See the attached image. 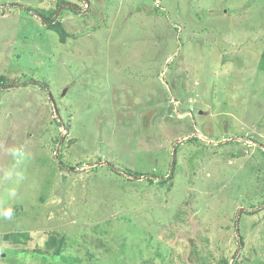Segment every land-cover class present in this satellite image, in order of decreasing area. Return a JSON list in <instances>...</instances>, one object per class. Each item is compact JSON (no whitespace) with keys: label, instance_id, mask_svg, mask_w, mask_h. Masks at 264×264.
<instances>
[{"label":"rangeland","instance_id":"1","mask_svg":"<svg viewBox=\"0 0 264 264\" xmlns=\"http://www.w3.org/2000/svg\"><path fill=\"white\" fill-rule=\"evenodd\" d=\"M0 75L1 264H264V0H0Z\"/></svg>","mask_w":264,"mask_h":264},{"label":"trees","instance_id":"2","mask_svg":"<svg viewBox=\"0 0 264 264\" xmlns=\"http://www.w3.org/2000/svg\"><path fill=\"white\" fill-rule=\"evenodd\" d=\"M56 5H58L59 8L63 7L66 5V3L64 2H59ZM68 6V5H67ZM57 7V8H58ZM57 8L55 9H47L43 12V14L41 15L42 17V23L45 24V27L47 28V30L55 33L58 35L59 40L61 42H63L65 40V38H67L68 34L66 33V31L62 28L60 22L58 21V19L55 18L56 13H57ZM69 9H73V8H69ZM45 14V15H44ZM5 78L3 75H0V90L6 89V87H8L5 84ZM197 138V137H196ZM194 139V138H193ZM191 139V140H193ZM113 171H115V173L117 174L118 172L115 169H112ZM173 171H171L170 175L168 178H171ZM136 176H138V174H134L133 178L136 179ZM54 246L55 245V241H54ZM1 264V263H0Z\"/></svg>","mask_w":264,"mask_h":264}]
</instances>
